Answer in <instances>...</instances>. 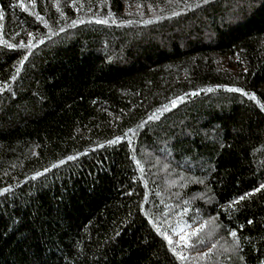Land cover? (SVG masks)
Returning a JSON list of instances; mask_svg holds the SVG:
<instances>
[{
  "label": "trees",
  "instance_id": "16d2710c",
  "mask_svg": "<svg viewBox=\"0 0 264 264\" xmlns=\"http://www.w3.org/2000/svg\"><path fill=\"white\" fill-rule=\"evenodd\" d=\"M261 104L264 0H0V264H264Z\"/></svg>",
  "mask_w": 264,
  "mask_h": 264
},
{
  "label": "snow or ice",
  "instance_id": "6c2138e0",
  "mask_svg": "<svg viewBox=\"0 0 264 264\" xmlns=\"http://www.w3.org/2000/svg\"><path fill=\"white\" fill-rule=\"evenodd\" d=\"M229 91L241 92L242 89H229ZM244 95H248V93L245 92ZM252 98L255 99V94H252ZM257 103H259V101H257ZM260 106H261V108H264V104H261ZM110 143H112V142H110ZM70 159H71V157H70ZM260 188H264V184H262L260 186ZM259 190L260 189H257V191H259ZM5 191H7V189H5ZM240 199L242 200V199H244V197L242 196V197H240ZM249 223H251V221H249ZM161 234L165 236V239L168 240V243L169 244H173V240H172V238L170 236H167V234H165V233H161ZM231 235L233 237H235L236 236V233L235 232H232ZM181 239H185V237L183 235H181ZM181 258L183 259L184 257H181Z\"/></svg>",
  "mask_w": 264,
  "mask_h": 264
},
{
  "label": "rangeland",
  "instance_id": "374dc122",
  "mask_svg": "<svg viewBox=\"0 0 264 264\" xmlns=\"http://www.w3.org/2000/svg\"><path fill=\"white\" fill-rule=\"evenodd\" d=\"M185 232V231H184ZM185 233H187V232H185ZM204 264V263H203Z\"/></svg>",
  "mask_w": 264,
  "mask_h": 264
}]
</instances>
